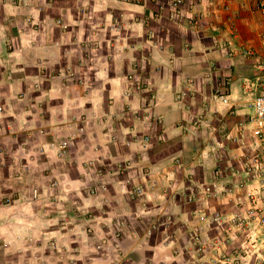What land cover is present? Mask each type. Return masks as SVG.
<instances>
[{
  "label": "clouds",
  "instance_id": "obj_1",
  "mask_svg": "<svg viewBox=\"0 0 264 264\" xmlns=\"http://www.w3.org/2000/svg\"><path fill=\"white\" fill-rule=\"evenodd\" d=\"M122 7L23 0L9 11L25 17L28 32L6 36L0 25V88L8 89L0 137L12 117L0 141V249L16 258L3 264H264V64L247 60L238 38L225 33L215 50L197 45L154 69L146 64L150 79L130 80L122 65L111 103L109 87L90 85L94 109L77 101L53 142L38 134L49 93L37 103L32 93L46 83L40 71H57L63 60L54 30H78L72 43L80 44L86 23L118 37L111 23L100 27V14L110 20L109 9ZM111 70H100L104 82ZM63 80L53 97L63 96ZM20 132L36 138L20 144Z\"/></svg>",
  "mask_w": 264,
  "mask_h": 264
},
{
  "label": "crops",
  "instance_id": "obj_2",
  "mask_svg": "<svg viewBox=\"0 0 264 264\" xmlns=\"http://www.w3.org/2000/svg\"><path fill=\"white\" fill-rule=\"evenodd\" d=\"M0 25H6L9 32L5 35L17 36L23 35L28 32V28H22L25 17L12 15L9 11L14 5H20L22 0H0ZM173 0H113V3L124 5L122 8H110L112 16L115 14H123V28L120 38L115 41L113 53H108L107 45L111 37L109 30L102 34H98L96 29L84 24V40L86 38H94L101 40L98 51L93 52L92 48L83 43H72V41L79 40V31H74L73 28L67 29L57 28L54 30L53 39L58 40L64 46L63 48L56 49L57 57H63L61 61L64 64H76L77 59H83L88 68L98 69L96 71L90 70L89 75H93L98 80L102 87H109L111 90L108 92L109 103L114 92L118 90L119 81L123 78L121 76V66L123 65V76L134 75L143 80L144 77L149 79L152 73L145 68L147 64L149 68L155 67V62L167 55H183L186 50L196 48L197 45L210 47L213 50L218 48L217 41L222 34L227 33L230 38H238L241 47L250 46L256 50L261 48V38L264 37V10H257L255 5L264 0H231L229 5V12L223 9L225 1L214 2L212 0H199V5L193 8V12L201 15V20L197 26H189L187 20L173 21L168 16L171 12L169 4ZM56 4L61 6H73L75 0H55ZM187 4V3H186ZM140 6L143 11L136 12L135 8ZM188 7V6H187ZM186 7V8H187ZM207 13V14H206ZM160 16L159 20L155 17ZM43 14L41 19H43ZM53 18L60 20L59 16L53 14ZM73 18H78L75 8H73ZM231 19V22H229ZM109 22V18L100 14V27L104 28ZM97 20L93 19L92 24H96ZM131 26V27H130ZM31 27V25H29ZM67 38L68 43H64ZM39 40V37H37ZM74 51H72V50ZM81 49V50H79ZM11 48H9V51ZM119 50V51H118ZM110 56V57H109ZM111 59H109V58ZM105 63L111 67L108 72V81L104 82L101 76V71ZM220 65H217L219 67ZM248 67H251L249 64ZM2 71V69H0ZM35 72V69H32ZM115 75V81L112 77ZM46 80L41 87L43 91L32 93L33 103H37L38 99L44 95L45 92L49 93L47 99L39 104L40 120L36 125L38 134L49 142L55 140V135L58 131L56 128L61 116L66 114L69 110V105L79 101L83 108H95V95L94 92H86L85 89L73 86L72 84H59L63 87L62 97H53L50 89L57 81L47 75L40 74ZM26 85L22 86V91ZM8 89L0 88V93H6ZM6 101L0 97V106L5 105ZM33 113L37 111L36 108L32 109ZM60 114V115H58ZM33 117L28 116L27 119L31 120ZM82 119V118H81ZM12 121V117H7L4 120L3 137L8 135V123ZM74 125L78 124L79 128L85 127L83 123L73 122ZM42 131V134L39 133ZM65 133L74 131V127H65ZM0 137V141L3 140ZM20 144L25 141L35 140L36 135H29L27 132H20L17 135ZM17 144L12 145L15 150ZM0 150H3V143H0ZM7 159V157H5ZM23 163V161H22ZM7 175V173H5ZM15 257H4L2 249H0V264L4 261L15 260Z\"/></svg>",
  "mask_w": 264,
  "mask_h": 264
},
{
  "label": "rangeland",
  "instance_id": "obj_3",
  "mask_svg": "<svg viewBox=\"0 0 264 264\" xmlns=\"http://www.w3.org/2000/svg\"><path fill=\"white\" fill-rule=\"evenodd\" d=\"M23 1V0H22ZM176 0H173L170 4H169V7L172 5V3L173 2H175ZM184 1V3H183V5L185 6L184 7V9H183V17L179 20V21H182V20H187V13H190L191 12V8H192V10H193V8L194 7H191V8H189V7H187L188 5H189V1H191V0H183ZM187 3V4H186ZM2 3H1V1H0V5H1ZM1 7V6H0ZM187 7V8H186ZM171 8V7H170ZM196 13V12H195ZM170 14H171V12L169 13V17H170ZM155 19L156 20H159L160 19V16H157V18L155 17ZM59 21V20H58ZM188 21V20H187ZM92 23V22H91ZM109 23H111V25L113 26V27H115V28H118L119 29V36L122 34V32H121V29L123 28V14H115V15H113V16H111V19L109 20V22H108V24ZM91 26L90 24H87V26ZM67 29V28H66ZM109 31H110V33H111V37L112 38H110L108 41V45H107V49H108V53H113V51H114V44H115V41L116 40H118L120 37L118 36H114V35H112V32H111V29H109ZM94 34L95 33H92V38H90V39H88V38H86L85 40H84V43L85 44H87V45H89L91 48H92V50H93V52H97L98 51V49H99V47H100V44H101V40H98V39H96V38H94ZM79 50H81V49H79ZM110 57V56H109ZM108 57V58H109ZM109 59H111V58H109ZM76 64H74V66H73V63H71V64H64V65H62V66H58V70H62V69H64L63 71H60V72H62L61 74H66L67 73V70H66V68L68 67V69H69V72H72V73H74L75 74V77H76V79H78L79 77H83L85 80H84V82H85V84L84 85H79V84H77L75 81H67V80H63V81H59L60 83H65V84H72L73 86H77V87H80V88H83V89H88L89 88V86L91 85V88L94 90L95 88H96V86H97V84H98V80L96 79V77H93V75H89V71L90 70H92L91 68H88L87 66H86V62L83 60V59H77L76 60V62H75ZM43 71V72H45V75H47V73H48V76L47 77H49V76H51L50 78H52V76H55L56 77V75H55V73L56 72H58L59 73V71ZM42 71H40V73L39 74H42ZM92 72H93V70H92ZM126 76H128V75H126ZM54 80L53 81H57V77L56 78H53ZM86 92H90V93H93V91H86ZM110 101H111V99H110ZM111 103V102H110ZM177 199H179V197L177 198ZM193 211H195V208L193 207V209H192ZM189 219H191V216L189 217ZM213 227H214V225H213ZM209 237L211 238L213 235H214V233L213 232H209ZM185 259H188V256H187V254L185 255Z\"/></svg>",
  "mask_w": 264,
  "mask_h": 264
},
{
  "label": "built area",
  "instance_id": "obj_4",
  "mask_svg": "<svg viewBox=\"0 0 264 264\" xmlns=\"http://www.w3.org/2000/svg\"><path fill=\"white\" fill-rule=\"evenodd\" d=\"M212 1H214V2L225 1L223 9L226 12H229V10H230L229 5H230L231 0H212ZM183 3H184L183 0H176L175 2L172 3V5L170 6L171 7L170 19H172L173 21H176V20H180L183 17V14H184L183 13V9L185 7L183 5ZM196 5H199V0H191V1H189L188 7L191 8V7H195ZM255 7H256L257 10L261 11V13L264 10L263 2H258L255 5ZM190 13H192L191 18H189L187 16L188 17L187 20H188L189 26H192V25L197 26L199 24L198 22L201 20V15H199L198 13L193 12L192 8H191V12ZM229 22H231V19H229ZM241 48H242V53L243 52L247 53V57H246L247 60L253 61V60H255V58L257 56H260L261 57L260 63L264 64V37L261 38V48L259 50H256V49H254L253 47H250V46H244V47H241ZM63 70L64 69L58 70L59 73L58 72L55 73L56 77H58L60 75H66V76H68L70 78V80H67V81H75L79 85H84L85 84V82H84L85 79L82 76L79 77L78 79H76L75 74L72 73V72H69L68 67L66 68V70H67L66 74H61L62 72H60V71H63ZM42 75H45V72L42 71ZM260 75H264V73H260ZM47 76H48V73H47ZM133 76L134 75H128L127 77L131 80ZM56 77L52 76V78H56ZM39 133L42 134V131H39ZM65 151H67V150H65Z\"/></svg>",
  "mask_w": 264,
  "mask_h": 264
}]
</instances>
